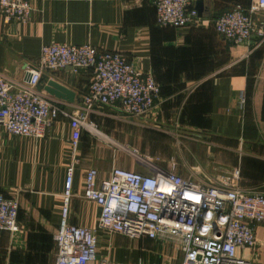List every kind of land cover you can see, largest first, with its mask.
Here are the masks:
<instances>
[{"label":"crops","instance_id":"1","mask_svg":"<svg viewBox=\"0 0 264 264\" xmlns=\"http://www.w3.org/2000/svg\"><path fill=\"white\" fill-rule=\"evenodd\" d=\"M29 1L33 10L27 23L6 24L0 15V74L14 85L29 80L26 68L37 64L43 44L60 42L118 52L160 86L148 115H127L115 106L96 108L88 118L99 135L81 133L68 220L96 231L97 259L121 263L119 256L130 255L146 263L115 234L98 229L100 208L83 197L84 172L90 167L99 178L113 167L143 170L124 147L162 167L174 162L181 177L200 184L264 192V42L234 46L212 25L233 4L249 7L251 0H202L198 21L178 28L157 25L154 0ZM43 75L73 91L74 102L50 96L42 90L43 81L36 90L77 113L91 71ZM70 136L65 115L37 140L11 135L0 126V190L18 198L16 230L0 231V264H54ZM254 235L256 254L248 248L236 252L264 264V224L255 227Z\"/></svg>","mask_w":264,"mask_h":264},{"label":"built area","instance_id":"2","mask_svg":"<svg viewBox=\"0 0 264 264\" xmlns=\"http://www.w3.org/2000/svg\"><path fill=\"white\" fill-rule=\"evenodd\" d=\"M195 1L154 0L157 25L178 28L196 23L199 15ZM32 10L29 0H0V15L6 24L27 23ZM212 25L222 39L234 46L254 39L264 42V0H251L249 7L235 3L213 19ZM26 70L30 77L22 86L0 74V126L11 135L35 140L46 136L59 115L68 116L71 127L70 161L54 234V264H143L140 260L120 263L108 257L97 259V233L69 222V200L81 133L99 135L89 113L115 106L127 115L146 116L159 96V84L151 73L137 72L122 54L98 51L89 43L43 44L37 64ZM58 70L92 73L75 114L36 90L44 71ZM240 102H244L243 96ZM124 149L143 170L113 167L103 178L93 167L84 172L83 197L100 208L99 230L132 239L170 241L180 254L177 264H254L253 258L239 256L236 251H258L254 230L264 224V192L200 184L181 177L174 162L162 167L148 162L135 148ZM232 174L236 177L238 169ZM17 213L18 198L0 190V231L16 230Z\"/></svg>","mask_w":264,"mask_h":264},{"label":"rangeland","instance_id":"3","mask_svg":"<svg viewBox=\"0 0 264 264\" xmlns=\"http://www.w3.org/2000/svg\"><path fill=\"white\" fill-rule=\"evenodd\" d=\"M114 236L119 238L120 241H122L121 243H123L124 245L134 249V253L131 252L133 256L143 257V260H145L146 262H143V264H177L179 260V253L170 241L161 243L160 241L155 239H132L123 237L121 235H113V237ZM150 242H152L154 246L150 244ZM118 260H120L121 263L135 262L134 260H132V258H130V255H121V257H118Z\"/></svg>","mask_w":264,"mask_h":264},{"label":"water","instance_id":"4","mask_svg":"<svg viewBox=\"0 0 264 264\" xmlns=\"http://www.w3.org/2000/svg\"><path fill=\"white\" fill-rule=\"evenodd\" d=\"M195 8L197 9L198 15L200 16L202 13V0H197L195 2ZM40 81H43L42 90H44L50 96L66 100L70 103L74 102L75 93L64 85L58 83L55 80L48 79L46 75H42Z\"/></svg>","mask_w":264,"mask_h":264},{"label":"trees","instance_id":"5","mask_svg":"<svg viewBox=\"0 0 264 264\" xmlns=\"http://www.w3.org/2000/svg\"><path fill=\"white\" fill-rule=\"evenodd\" d=\"M178 252V251H177ZM179 253V252H178ZM179 257H180V254H179Z\"/></svg>","mask_w":264,"mask_h":264}]
</instances>
